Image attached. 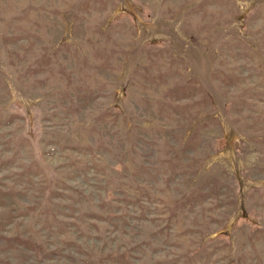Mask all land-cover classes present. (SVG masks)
Returning a JSON list of instances; mask_svg holds the SVG:
<instances>
[{"label": "rangeland", "instance_id": "374dc122", "mask_svg": "<svg viewBox=\"0 0 264 264\" xmlns=\"http://www.w3.org/2000/svg\"><path fill=\"white\" fill-rule=\"evenodd\" d=\"M0 264H264V0H0Z\"/></svg>", "mask_w": 264, "mask_h": 264}]
</instances>
